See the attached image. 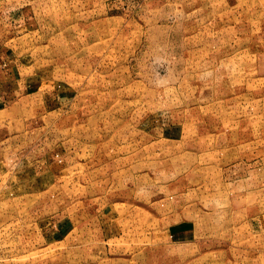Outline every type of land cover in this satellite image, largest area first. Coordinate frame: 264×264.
I'll return each mask as SVG.
<instances>
[{"label":"rangeland","instance_id":"obj_1","mask_svg":"<svg viewBox=\"0 0 264 264\" xmlns=\"http://www.w3.org/2000/svg\"><path fill=\"white\" fill-rule=\"evenodd\" d=\"M0 264H264V0H0Z\"/></svg>","mask_w":264,"mask_h":264}]
</instances>
